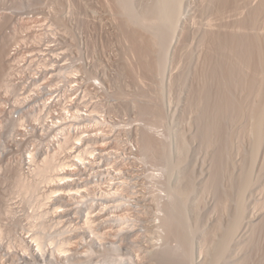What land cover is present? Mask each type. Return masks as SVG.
Returning <instances> with one entry per match:
<instances>
[{"label":"rangeland","instance_id":"obj_1","mask_svg":"<svg viewBox=\"0 0 264 264\" xmlns=\"http://www.w3.org/2000/svg\"><path fill=\"white\" fill-rule=\"evenodd\" d=\"M143 1L133 0L134 8L139 10L140 8L138 9V7L142 6ZM145 1L154 2L152 0ZM214 1L216 2V0ZM214 1L184 0L180 21L177 23L176 30L171 38L173 41L170 40V44L168 43L167 65L164 73L153 75V73L145 69L141 57L134 50L129 35L132 30L130 28L131 31H129L122 23L124 17H122L113 0H0V21H2L0 22V32L3 30L0 33V44H2L3 51H5L3 52L5 53V58L8 56L11 45L15 44V41L18 42L24 37L31 38L35 34L34 31L48 32L49 35L53 33L52 38L55 39L52 41L54 42L49 44L53 45L54 48H58L65 63H70L71 59L75 57L77 65H81L83 69L85 68L84 72L95 78L96 88H93L95 89L93 91V112L95 111V115L103 119L99 120L103 121L104 132H106V136H103V139L105 137L106 140L105 142L103 141V145L100 141L101 144H99L102 147L99 145L98 151L103 149L101 152H105L107 157L111 156L113 165L102 163L106 161L102 155V158L99 157V159H102L101 163L99 160L97 163L98 165L101 164L99 168L101 172L103 169L105 171L106 168H111L109 178L105 177L106 172L101 177L100 174L95 173L89 176L83 175V178H86V181L90 183L91 189L94 188L96 183L97 187L100 185L104 188H101L102 191L105 189L114 191L113 189H117L118 184L122 185L123 189L121 186L118 187L119 190L122 189L121 194L109 199L113 200V205L111 204L113 208L117 206V203L123 202L121 201L122 199L129 197L133 187L134 190L136 189V193L140 195L139 205L134 204L136 207L129 209L121 206L123 208H117L118 212L116 207L113 211L110 205V211L103 210V214V211L99 210L101 207L95 205L97 210L93 214L95 216L98 215L95 220L100 215L106 217H101L99 220L108 226L107 231L111 232L109 238L112 240H116V232L119 229L114 226L117 222H113V219L118 220V217L111 214V212H116L119 215L124 214V216L128 215L127 219H130L132 223L129 222L128 226L126 225L122 228L123 230L121 229L122 233L119 232L121 236H118L116 241H118V244L121 242V246L118 245V248L120 247L121 249L120 252L107 251V255L105 254L104 256L105 262L104 260L97 261L99 258L101 259L97 255L100 254L97 251L94 254L95 256L88 258H85L86 253L83 252L84 258H81L83 261H78L79 263L76 262V264H160L159 262L162 261H159L157 256H154L155 253H160L168 244L172 247L177 246V241L174 239L169 240L163 228L159 227L160 220L156 218L157 206L159 205L156 203L160 202L161 206L167 204L169 201L167 199L169 198L164 184L168 181L174 188L178 187V185L182 187L180 176L175 173L174 177L172 175V179H169L162 164L154 162L152 158L141 153L139 143L142 132L146 130L144 129L145 127L154 129L151 132L153 140L164 141V143L166 142L169 145L170 161L174 165L181 161L183 158L181 156L182 147H186V169L187 173L189 172L188 175L191 174V178L193 177L192 179H194L192 181L195 183V191L190 201L191 210L188 213L189 224L193 225L197 215L200 218V233L194 237L193 242L192 264H209L212 260L213 245L220 241L222 233L225 232L220 230H226L234 218L238 193L235 192L234 188L233 190L230 189L242 180L241 175L244 173V167L246 166L247 168L248 166L247 160L252 153L254 138L250 131L251 119H248L250 117L247 116L248 118L246 117L245 121L243 120L242 122L235 123L231 119L225 122L227 132L229 130L230 141H228V149L230 148L228 150L229 165L227 162L225 168L227 167L229 173L225 169L226 172L224 171L219 179V188H216L218 190L210 189L208 187L209 180L212 179L217 149L215 150L214 146L207 145L200 136V119L203 117L204 109L199 108L195 104L197 102L194 103L196 101L195 96L201 88L206 87L203 85H206L207 82H209L207 90H210L213 94L215 93L216 86L213 82L208 81V77H206V69L208 67L206 58L212 53V49H210L212 44L209 41L211 33L226 35L237 32L249 34V36H264V16H259V21L257 25L253 26L254 28L252 26L249 27L248 23L254 10L262 9L263 7L262 10L264 11V0H235V2H233L234 0H224L222 5L218 1L216 3ZM263 11L261 13L264 15ZM43 16L55 18L45 22L26 18H41ZM242 22L248 23V27L246 26L247 28H243V30L240 27ZM54 33H58V35ZM141 34L147 35L145 32ZM45 44L48 43L45 42ZM0 49L2 50L1 47ZM4 68L8 71L7 64L4 65ZM244 70L245 72L247 71L245 74L250 75L252 72L248 71L250 70L248 67ZM234 89H236L234 90L235 97L241 99L244 95L242 90L239 88ZM0 91V96H2L0 98L2 102V104L0 103V264H25L26 262L17 257L20 250V247H18L20 244L19 237L22 238L23 235L28 233L31 234L32 232L30 231H38V233L43 231L44 233L42 232L43 234H41L44 240L50 238L49 236L57 238L58 232L65 230L67 225L62 227L63 223H60L57 227L59 220L49 214L45 221L46 230L32 226L37 220L31 215L39 211L37 207L38 202L42 200V194L26 196L18 193L14 184L15 169L17 160L27 149L26 141H28L30 147L32 146L31 148L36 146L35 148L39 150H37L38 153H41L40 151L45 153L46 147H41L40 140H38V145H36L37 141H35L36 144L34 146V140H28L27 137H24V141L17 140L21 136H17V138L12 134V123L9 124L5 116L8 113V108H10L8 104L12 102L10 100L13 95L8 94L5 96L4 91L2 89ZM26 91L27 89L23 93ZM253 97H251L252 99H250L251 101L248 104H255V99V102H258L257 97ZM260 101L262 100L260 99ZM29 102V104L36 103V98ZM153 104L159 105L160 110L162 108V119L157 122L152 120L151 114L144 112L146 108L153 106ZM3 108L6 111H2ZM249 108L251 107L248 105V110ZM200 109L202 112H200ZM99 123L102 124L101 122ZM150 124H153V126H150ZM97 127H101V125L99 126L98 124ZM96 130L102 131L103 129L97 128ZM152 133L154 134L152 135ZM36 135H39V132ZM14 137L18 141V145ZM33 138L35 136H31V139ZM262 144L252 168L254 184L244 195V211L246 213L223 264H264V140ZM48 150L50 149H47L46 152ZM38 153L37 156L39 155L38 157L41 159L42 153ZM69 154L61 155V158L63 157L62 159L64 160L67 158L66 160H68L71 158ZM27 155L28 153H26ZM111 160L109 159V161ZM117 168L121 170L119 176L125 177L126 181H123L124 179L121 180L117 176L119 174ZM83 170L81 173H89H86L85 169ZM134 177L137 178L134 179ZM101 200L103 199L101 198ZM141 201L143 202L140 203ZM7 209H9V213L6 212ZM48 210H50V207H48ZM109 217L114 224H110V219L107 221ZM75 218H73L75 221L80 220L77 217ZM140 219L153 222V224L151 223V228L145 230L141 226L133 224L134 221H141ZM65 220L68 221L69 219L65 218ZM45 241L47 242L48 240ZM168 241L170 242L166 244ZM130 242L134 244L133 248L128 245ZM126 250L130 252L128 255L133 260L120 259L127 257L123 255ZM138 254L141 261H136L135 259ZM26 264L42 263L41 261L32 262V260H28ZM54 264L57 263L54 262Z\"/></svg>","mask_w":264,"mask_h":264},{"label":"bare ground","instance_id":"obj_2","mask_svg":"<svg viewBox=\"0 0 264 264\" xmlns=\"http://www.w3.org/2000/svg\"><path fill=\"white\" fill-rule=\"evenodd\" d=\"M113 1L118 7V10H120L122 17H124L122 23H124V26L127 27L129 31L132 30V32L129 33L130 39L132 41L134 50L141 57L145 69L148 72L153 73V75L164 73V70L167 65L168 43L170 40H172L171 38L174 34L173 32L176 30L177 23L180 21L179 18L183 6L182 4H184L183 3L184 0H152L154 2L150 1L151 3L149 1L146 2L144 0L145 3L143 1V4H141L142 6L140 5L141 7H138V9L140 8L139 10L134 8L135 7L133 4L134 2H132L133 0H113ZM217 1L221 3V5L224 2V0H216V2ZM216 2L214 1V3ZM233 2H235V0ZM262 9L258 8L252 12L251 19L250 20L248 19L250 21L248 22L249 27L251 26L253 27L257 25L260 15L264 16L263 13H261V11H263ZM247 24L242 22L240 24L241 26L240 25L239 26L243 30V28L248 27ZM1 32H3V30ZM142 32H145V34L147 33V35L146 36L142 35L141 34ZM260 36L259 37L249 36V34L246 35L237 32L234 34L232 32L226 35L219 33L216 34L215 32L213 34L211 33L209 36V41L210 44H212V47H210V49H212V53H210L206 58L208 67L206 65L207 69L206 68L204 69L207 70L206 77H208L207 78L208 81H211V83L213 82L214 85L216 86L215 93L213 94L210 92V90H207L208 89L207 86H209L208 85L209 82H207L206 85H203L206 87H203L200 90L198 89L199 91L197 90L198 92L195 96L196 101H194V103L197 102L195 104L199 108L204 109L203 111L204 113H202L203 117L201 118L202 120L200 119V130H199L200 136L207 143V145L214 146L215 150L217 149L216 157L214 159L215 164H214V171L212 173L213 174L212 179L209 180L210 183L208 187L210 189L212 190L214 189L215 191L218 190L216 188L219 186L218 184L219 179L221 178L224 171L226 172L227 167L225 168V165L227 164L228 159H230L228 158L229 155L228 150H230V148L228 149L229 130L227 132L225 122L228 119L233 120L235 123L242 122L244 119H246L247 116L250 117L247 118L251 119L250 131L254 138L252 153L250 151L251 155L248 160L246 159L248 161V166L247 168L246 166L244 167L245 168L244 173L241 175L242 180L237 182L235 185H233L234 187L230 189L233 190L234 188L235 192L238 193L237 196L238 201H237V207L235 209L236 212L234 218L232 219L231 223L228 225L226 230L224 229L220 230L225 232L222 233L223 235L221 236L220 241L213 245L212 248L213 256L209 264H223L225 262V259L230 251V247L234 242V238H236L235 235L237 234V232H239L238 230H240L241 223L244 219L243 218L244 214L246 213L244 211L245 209L244 195L246 194V192H248V190H250V188L254 184L253 183L254 176L252 175L253 173L252 168L258 157L259 150L263 145L262 143L264 140L263 139L264 138V36H261L262 38ZM24 41H25L24 38L22 40H19L18 42L15 41V47L19 43H24ZM32 41L34 43H38L41 41V38L34 37ZM1 45L2 44H0V47L2 48V50L0 49V90L2 89L5 93L3 94L6 96L12 90L11 78L13 75V67L10 65V61L12 64V59H10L11 49L8 52V56L5 58V53H3L5 51H3V47ZM216 55L218 61L216 59ZM16 60L18 59H13V61ZM5 64H7L8 71L5 70L6 68H4ZM247 67L248 69H250L248 71H252L250 75L245 74L247 71L245 72L244 69ZM80 69L81 72H83L85 68L83 70L82 68ZM77 72H79V69H77ZM69 76H71V73L69 74ZM92 77L93 80H95L94 76ZM234 88L237 89L239 88L242 90L244 95L241 99L235 97L234 90L236 89ZM26 89H27L26 92H33V85H25V90ZM251 97L253 98L257 97L258 102H255L256 101L255 99L254 101L255 104L253 105L248 104L249 101H251L250 99H252ZM63 99H77V92H63ZM260 99L262 101H260ZM0 103L2 104L1 101ZM64 105L67 107L66 103ZM248 105L251 107L249 108V110H248ZM66 107H62V109L65 110ZM161 110L159 105L153 104V106L146 108L144 112H148L149 114H151L152 120L154 122H157L162 119L163 114ZM200 112H202L201 109ZM90 113H95V111L93 112L92 109ZM33 117L35 118V120H38L40 118V116L38 117V113H35ZM23 118L24 116L20 118L21 122L17 123L15 125V128L23 127L24 125L22 122ZM80 120H82L81 111H72L70 113V121H80ZM95 120L96 119L94 118L93 123L94 125H96L95 127H97L98 124L100 126V123L97 121L96 123ZM64 122H65V115H58L56 119V129H58V132H54V142H45L43 145L46 147V148L43 147L46 150L50 149L48 150V152H46L45 150V153L42 151H40L42 154L38 153L37 152L38 148H35L36 147L35 141H37L36 145H38L39 142L38 140H34V141L32 140L33 143L35 142L34 143L35 147L33 146L34 147L33 150L26 151V153H28L27 156L24 155V153L22 154L26 159L21 155V157L17 160V164H16L17 166L15 169L16 177L14 182L15 189L18 191V193L24 194L26 196H38L39 194H42V200L38 202V207H37L39 208V211L31 215V217H34L37 220L35 221L36 223H34V225L32 226L34 228L39 227L41 230H46L47 225L45 221H46V217L49 216V214L51 215V217L54 216V218L59 220L56 225L57 227L58 224L60 225V223L61 224L63 223L62 227H65L67 225L65 227V230L61 227L63 230H61V232H58L57 238H53V237L51 238V236H49L50 238L45 239L48 240L47 242L44 240L42 236V234L44 233L43 231H41V233L43 232L42 234L38 233V231L37 232L30 231L32 232L31 234L28 233L27 235H23L22 238L19 237L20 244L18 247H20L19 248L20 250L18 251L17 257L21 258L26 263L28 260H32V262L41 261L42 264H54V262H56L57 264H76V262L78 261H83L81 260V258L82 259L84 258L83 252L86 253L85 258H88L90 256H93L96 253V251L100 253L97 255L101 257V259L99 258V260L97 261H102L105 259L104 256L105 254L107 255L108 253L107 251L110 252L113 251L115 253L120 252L121 249L120 247L118 248V245L121 244L120 242L121 240L119 241L120 244H118L117 243L118 241H116L117 237L121 236L119 232L122 233L123 230L122 228H124L127 224L129 225L130 223H132L130 219L129 220L127 219L128 215L124 216V214L119 215L118 213L116 214V212L115 213L111 212V214H114V216L118 217V220L113 219V222L115 221L117 223L114 224L113 222H111L112 219H110V217L107 218V221L110 219L109 220L110 224L113 223L114 226L119 229V231H117V229L115 228V230L118 232V233L116 232L117 234L116 240L110 239L109 237L111 232L109 233V231H107L108 226H106V224L104 225V222L99 220L101 217H105V216L100 215V217H98L97 220H95V217H97L98 215L95 216L93 213L97 210V208H95L96 207L95 205L101 207L99 208L101 212L103 210L110 211L109 207L112 204L113 200L111 201L109 199L111 197L113 198L114 196L116 197L121 194V190L123 189L122 185L118 184L117 189H113L114 191L108 189L102 191L101 188L103 187L100 185L97 187L96 183L94 185V188L91 189L92 186H90V183L87 181H86L87 183L85 182L86 178L83 179V181H76V177L77 179H82L83 175L89 176L90 174L96 173V174H100L101 177V175H103L104 172H106L105 177H108L109 174L111 173L110 172L111 168H106L105 171L103 169V171L101 172L99 169L101 167V164L98 165L97 163L98 160L101 163L102 160L101 158L103 157L102 155H100L103 152L98 151V146L101 144L100 141L102 142L103 145L106 140L105 137L103 139V136H106L104 134L106 132H104L103 127L102 126L99 127V129H103L101 131L103 133L95 132L94 136H90V138L84 141V139L82 138L85 136V129L64 127ZM10 123L15 124L12 121H10ZM150 126H153V124H150ZM144 129L146 130H144L145 132H142L143 134L140 137L141 141L139 143L141 146L140 147L141 153H143V155H146L149 158H152L154 162L162 164L164 166L163 168L165 174H168L169 179L170 178L172 179L171 176L173 175L174 177L175 173L178 176H180L179 178L182 184V187L181 186L179 187L178 185V187L174 188L170 185L168 181L165 180L166 182L164 185L168 194L167 196L169 198L167 200L169 201L167 202V204L163 203L164 206L163 205L161 206L159 204L160 202L156 203L157 205L160 206V207L157 206V213H156V218L157 219L159 218L160 220L159 227L163 228L169 240L174 239L177 241V246L175 247L170 246L168 244L170 241H168L166 243L168 244L166 245L167 247L164 248V250L160 251V253L156 252L154 256H157V259H159V261L160 260L162 261L159 262L160 264L161 263L192 264L193 261L192 258L194 252L193 242H194V237L200 233V218L197 215L195 217L193 225L189 224L190 222L188 218V213L191 210L190 201L195 191V183L192 181L194 179H192L193 177L191 178L190 176L191 174L188 175L189 172L187 173V169H186L187 159L185 156L187 151L185 149L186 147L183 146L181 150V156L183 158L178 164L174 165L170 161L169 145H167L166 142L165 144L164 141L153 140V137L151 136V132L152 130L154 131V129L152 127H148V128L145 127ZM40 132H41L40 135L50 134L51 132L50 119H43V121H41ZM100 134H104V135L100 136ZM153 134L154 133H152V135ZM16 143L18 142L16 141ZM78 143H81L82 146L80 149L76 150L75 148L77 147ZM28 147L30 146L28 145ZM100 147L102 146L100 145ZM43 148L41 149L44 150ZM35 150L38 154L42 155L41 159H39L38 157L39 155L37 156ZM66 151L67 153H70L69 155L71 156V158L69 157L70 159L68 160H66L67 158L65 160L62 159L63 157L61 158L63 152H65L64 154L67 155ZM99 157L101 158L99 159ZM103 160L105 161V159ZM102 163H106V165H113L112 160L109 161L107 159L105 162ZM83 169L87 171L86 173L88 172L89 173L88 174L81 173L82 171H84ZM118 170H119L118 171L119 174H117V176L120 177L119 175L121 174L120 172L121 170L120 169ZM136 178L134 177V179ZM120 179L121 180L124 179L123 181H126L125 177H120ZM182 182L184 183V186ZM119 186H121L122 188V189L120 188L121 190L118 189ZM114 188L116 187L114 186ZM133 188H132V192L130 191L131 189L129 190L131 193H129L130 195L128 198L126 199L124 198L122 200L118 198L123 202L121 203L116 202L117 206H114V208L116 207V211L118 210L117 208L119 207L121 208V206H125L126 208L129 209L134 207L135 205H139L140 195L136 193L135 191L136 189L134 190ZM101 198L103 200H101ZM142 202L143 201H141L140 203ZM113 203L115 204V202ZM112 205L111 208H113ZM48 207H50V210H48ZM114 208L112 209L113 211ZM6 212L9 213L10 212L9 209H7ZM107 213L105 214L107 215ZM75 217H77L78 220L79 219L80 220L75 221L73 219ZM65 218H68L69 220L66 221ZM151 223L153 224V222L149 220L147 221L141 220L138 222L136 221L133 222L134 225H139L145 230L151 228ZM204 231L206 232V230ZM128 245H130L131 247L134 246V244H131V242ZM11 249L13 248L11 247ZM129 253L130 252L126 250V253H123V255L127 257H123L120 259L133 260L128 255ZM119 254L121 255V253ZM135 259L136 261H141L139 254L135 257Z\"/></svg>","mask_w":264,"mask_h":264},{"label":"built area","instance_id":"obj_3","mask_svg":"<svg viewBox=\"0 0 264 264\" xmlns=\"http://www.w3.org/2000/svg\"><path fill=\"white\" fill-rule=\"evenodd\" d=\"M26 18L45 22L47 20H54L55 17ZM34 32L35 34L31 38L24 37V43H19L16 47L13 44L11 47L10 59H12V64L10 61V65L13 67V75L11 78L12 90L9 94L13 95V97L10 100L12 102H8L10 108H8V113L5 117H7L9 124H11L10 121L15 123L11 124L13 127L12 134L16 137L21 136L20 139L17 137V140L24 141V137H27L28 140H40L42 147L44 142H54V132H58V129H56L58 115H65L64 127L85 129V136L82 138L84 141L90 138V136H94L95 132H101L96 130L99 127H95L93 119L95 117L99 122L103 119H100L95 113H90L94 107L93 91L95 89L93 88H96L93 77L89 73L86 74L81 65H77L75 57L71 59L70 63H65L64 58L61 57L62 53L58 51V48H54L53 45L49 44L54 42L52 41L55 39L52 38L53 33L49 35L48 32ZM54 34L58 35V33ZM34 37H40L41 41L34 43L32 41ZM45 42L48 44H45ZM13 59L18 60L13 61ZM80 68H82L83 72H81ZM77 69H79V72H77ZM68 73H71V76ZM25 85H33V92L23 93ZM63 92H77V99H63ZM0 97L2 98V96ZM35 98L36 103L29 104V101ZM65 103L67 107L64 105ZM62 107H66V109L64 110ZM3 109L2 111H6V109ZM72 111H81L82 120L70 121V113ZM35 113H38V117L40 116L38 120H35L33 117ZM22 116H24L22 120L23 127L15 128V125L21 122L20 118ZM43 119L51 120V132L48 135H40V125ZM101 122L102 124L100 125L104 129V123L103 121ZM37 132H39V135H36ZM104 134H100V136ZM31 136H35V138L31 139ZM26 144V151L33 149L28 148V141H26ZM81 146L82 144L78 143L75 149H80ZM26 151L24 155H26ZM100 155H103L107 160L111 159L105 153H101ZM83 179L85 178L77 179L76 177V181H83Z\"/></svg>","mask_w":264,"mask_h":264}]
</instances>
